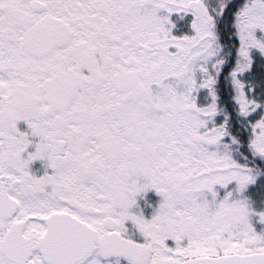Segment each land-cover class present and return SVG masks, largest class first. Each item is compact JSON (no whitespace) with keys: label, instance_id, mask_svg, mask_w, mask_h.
Returning a JSON list of instances; mask_svg holds the SVG:
<instances>
[{"label":"snow or ice","instance_id":"6c2138e0","mask_svg":"<svg viewBox=\"0 0 264 264\" xmlns=\"http://www.w3.org/2000/svg\"><path fill=\"white\" fill-rule=\"evenodd\" d=\"M0 264H264V0H0Z\"/></svg>","mask_w":264,"mask_h":264}]
</instances>
